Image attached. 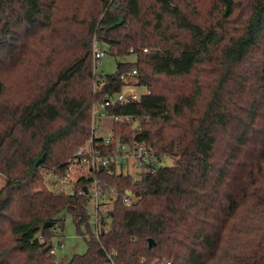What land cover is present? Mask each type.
Instances as JSON below:
<instances>
[{
	"label": "trees",
	"instance_id": "obj_1",
	"mask_svg": "<svg viewBox=\"0 0 264 264\" xmlns=\"http://www.w3.org/2000/svg\"><path fill=\"white\" fill-rule=\"evenodd\" d=\"M95 39L134 57L100 89ZM133 68L150 93L108 108L114 136L174 164L99 169L115 200L67 264H264V0H0V264H59L65 211L89 226L94 177L50 188L42 169L64 171Z\"/></svg>",
	"mask_w": 264,
	"mask_h": 264
},
{
	"label": "built area",
	"instance_id": "obj_2",
	"mask_svg": "<svg viewBox=\"0 0 264 264\" xmlns=\"http://www.w3.org/2000/svg\"><path fill=\"white\" fill-rule=\"evenodd\" d=\"M132 51L133 49H131V52ZM144 51L147 52L148 48H144ZM106 52V47L101 46L99 41L95 39L93 44V63L95 68L101 62V59L105 56ZM138 73L139 72L136 68L122 73L120 75V79L123 82L122 87L115 90L112 94L107 95L103 101H97L93 104L91 138L83 147L77 150L73 157L68 161L63 172L52 171L46 175V180L48 182H52L51 184H54V187L64 190H66L65 187H67L69 183L77 181L74 179L76 171H78V174L80 173L79 177L86 175L94 177L88 186V192L86 194L89 197L88 213L91 216V214L95 212L97 224L100 207H102L104 203H112L115 200V195H105L99 187V180L95 177V174L101 169V167H104V169L112 165H115L117 168L119 166L122 167L124 162L132 159L133 165L142 170L138 176L133 177L140 178L143 173H153L156 170L155 168L160 165V162L154 155V149L151 145L139 143L131 146L122 142L119 137L114 136L113 124L112 127L109 126L110 129H108L109 127L106 128L108 130L106 136H100L97 133L99 127L97 123L103 118H111L107 114L109 107L117 105L122 106L140 101L143 96L150 93V89L147 85L139 84ZM95 76L96 79L98 78V81H95V87L97 89H100L107 84L105 79H100L99 74L96 72ZM112 119L113 122H115L122 118L119 115H115ZM102 146L111 147L109 155L102 156ZM148 163H152L153 166H146ZM134 199L135 196L131 191H127L126 195H124V203L127 206L132 205ZM61 246L62 245L59 247ZM56 248L57 247L53 246L51 253H55ZM112 264H114L113 261ZM153 264H171V262L157 258Z\"/></svg>",
	"mask_w": 264,
	"mask_h": 264
},
{
	"label": "rangeland",
	"instance_id": "obj_3",
	"mask_svg": "<svg viewBox=\"0 0 264 264\" xmlns=\"http://www.w3.org/2000/svg\"><path fill=\"white\" fill-rule=\"evenodd\" d=\"M96 36H94L95 38ZM106 49L109 50L108 45H106ZM134 57L132 55L127 56H116L113 55L110 52H106L105 56L101 59V62L97 65V67H94L93 63V69L97 74H110L114 73L117 70V63L118 61H132ZM112 118H103L101 119L97 125L99 126L97 129V133L100 136H106L108 133L107 127H112L113 124ZM110 127L108 129H110ZM135 127H137V124H135ZM88 142V141H87ZM86 142V143H87ZM160 165L164 166H170L174 164V160L170 157H166L164 160H162ZM53 170L49 171L46 168L42 169V173L47 175L48 173L52 172ZM118 172H123L125 174H131L132 176H138V174L141 173V169L137 168L133 165V160H129L124 162L122 167H118ZM80 173L78 174V171L75 172L74 179L77 180ZM73 179V180H74ZM52 182H48L46 180V184L48 187L52 188L54 185L51 184ZM4 184V177L0 174V188ZM75 185V181L71 182L65 187V189H71ZM112 203H104L100 209L102 211H106L111 207ZM62 217L64 218V225L62 227L58 226V236L53 239V246L56 248V257L59 262V264H67V262L70 260V258L74 254H82L85 253L88 249V243L87 238L89 237L91 233H95L98 231V226L96 223V214L93 212L90 216L89 220V226H82L80 229L76 226L72 215L65 211L62 214ZM60 244H62L61 247ZM51 252V251H50Z\"/></svg>",
	"mask_w": 264,
	"mask_h": 264
},
{
	"label": "water",
	"instance_id": "obj_4",
	"mask_svg": "<svg viewBox=\"0 0 264 264\" xmlns=\"http://www.w3.org/2000/svg\"><path fill=\"white\" fill-rule=\"evenodd\" d=\"M122 22H123V17H121V19H120L117 23H115V24L113 25V27H115V26L121 24ZM44 159H45V157L42 156L40 159H38V161L36 162V164L39 165L42 161H44ZM101 169H104V167H101ZM84 189H85V191H86V193H87V192H88V188H87V187H84ZM46 225H47L48 227H51V226L53 225V222H47ZM150 245H151V244H150ZM51 246H52V243H50L48 246H46V247L43 249V251H44V252L48 251V250L51 248Z\"/></svg>",
	"mask_w": 264,
	"mask_h": 264
}]
</instances>
